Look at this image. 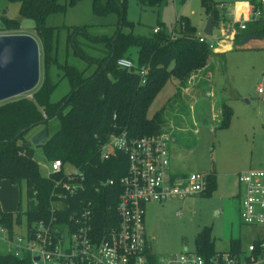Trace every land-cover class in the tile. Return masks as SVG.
I'll return each instance as SVG.
<instances>
[{"label": "trees", "instance_id": "16d2710c", "mask_svg": "<svg viewBox=\"0 0 264 264\" xmlns=\"http://www.w3.org/2000/svg\"><path fill=\"white\" fill-rule=\"evenodd\" d=\"M8 1L20 4L19 15L22 18L35 20V32L41 44L44 67L57 64L58 28L47 27L45 18L52 13H65L80 0ZM137 2L143 7H158L163 0ZM205 7L214 24H217L220 11L213 7V1ZM93 12L97 16L113 12L118 16V23L111 36L93 37L103 46V57L95 62H90L89 55L77 41L79 35L87 37L89 27H71L74 34H68L67 45L72 47L73 55L86 63V68L81 71L68 63L59 65L61 80H68L71 90L64 99L52 101L55 88L51 86L49 77L44 76L33 97L22 96L0 104V182L10 180L16 185L25 184L27 211L24 215L28 221L27 229L48 216L54 191L53 180L41 174L38 162L34 159L33 148L25 146L31 139L29 133L32 130L38 129L39 133L46 127L49 133L50 121H59V128L51 135L48 134V140L42 148L50 158L49 162L60 160L64 168H75L84 175L83 183L87 189L85 195L95 204V224L99 230H104L112 221L117 222L115 211L121 192L118 181L126 172L127 160L123 154L101 160L100 145L112 134L124 131L135 138L164 134L163 127L168 123L166 107L151 118L148 117V111L170 81L174 80L184 90L192 87L197 96L203 94L204 98L212 97L209 91L211 68L215 57L221 55L212 53L207 46L198 42L195 29L188 20L180 18L179 36L171 39L161 29L156 34L134 35V25L125 20L126 0H109L107 3L93 0ZM2 19L5 28L0 27V32L21 25L19 20ZM177 25L176 21L174 31ZM126 29L131 31L127 33ZM248 35L264 38V24L251 25L243 35L237 37L235 45ZM132 48L137 52V61L134 62L136 67L131 70L118 67L119 59L132 60L129 54ZM91 64L95 65L87 75ZM141 69L147 70L144 82L140 76ZM177 100L183 101L179 91L171 97L170 102ZM221 108L219 128H226L233 112L227 104L222 103ZM169 139L171 147L178 141L173 135ZM207 174L209 190L203 196H210L216 187L215 171ZM67 201L73 202L74 199ZM0 224L13 237L16 227L22 224V213H6L0 209ZM209 230L204 228L199 234L197 246V253L205 259L206 264H210L213 257L220 253L214 249V240L210 238ZM239 248V242L231 241V251H241ZM153 259L155 262V257ZM0 264L32 263L27 256L16 258L0 255Z\"/></svg>", "mask_w": 264, "mask_h": 264}, {"label": "rangeland", "instance_id": "374dc122", "mask_svg": "<svg viewBox=\"0 0 264 264\" xmlns=\"http://www.w3.org/2000/svg\"><path fill=\"white\" fill-rule=\"evenodd\" d=\"M100 1L107 3L109 0ZM214 1L213 7L218 9L230 4L244 8L246 3L251 2V0ZM19 10L20 4L0 0V27L5 28L3 17L8 20H19L21 24L19 27H8L2 33L30 35L38 40L35 20L22 18ZM177 17L188 20L197 37L204 35L207 14L202 0H163L158 7H143L137 0H126L125 20L134 25L132 31L134 35L147 36L156 28L172 35ZM117 23L118 16L113 12L103 16L95 15L93 0H80L65 13H52L45 18L47 27L58 28L57 64L52 63L49 64V68L44 67L39 43L40 85L44 76L49 77L51 86L55 88L52 101L64 99L71 91L68 80H61L59 65L68 63L81 71L86 68V63L73 55L72 47L67 45L68 34H74L71 27H89L87 37H83L84 34L79 35L77 41L89 55L90 62H95L103 57L101 52L103 46L94 38L101 35L111 36ZM176 27V31H179L180 26ZM125 31L128 33L131 30ZM136 53L135 48L129 53L135 63ZM215 58L209 85L211 98H204L203 94L197 96L192 87L181 89L173 80L174 82L170 81L165 85L148 111V117L151 118L166 107L165 117L168 123L163 127V132L169 136H176L178 140L171 147L172 171L207 174L214 170L216 173V187L210 196H192L164 204L146 205L147 237L153 254L157 256L179 254L185 250L198 252V238L204 228L210 229V238L214 240L216 252L229 251L230 239H240L242 250L248 251L250 244L257 239L258 233L264 231L262 227L241 225L237 198L240 190L238 175L249 170H264V92L258 93L260 87L264 91V38L261 41H250L245 45L240 42ZM91 65L87 75L91 73L95 64ZM39 87L25 96L33 97ZM178 91L182 94L183 101L170 102L171 97ZM222 103L227 104L233 112L226 128H219ZM58 128L57 119L50 121L48 134L51 135ZM32 132L33 130L29 136ZM32 148L34 159L38 162L41 174L45 176L44 167L49 166L50 158L46 156L42 147ZM67 170L73 171L71 167ZM16 186L19 188V185ZM19 189L21 192L16 212H6L22 213V224L15 229L17 235L24 233L28 222L24 215L27 211L25 184ZM6 245L7 243L0 239V255H7L4 251Z\"/></svg>", "mask_w": 264, "mask_h": 264}, {"label": "built area", "instance_id": "2783aa9c", "mask_svg": "<svg viewBox=\"0 0 264 264\" xmlns=\"http://www.w3.org/2000/svg\"><path fill=\"white\" fill-rule=\"evenodd\" d=\"M218 10L219 21L212 35L197 38L212 53L219 52L221 45H233L251 25L264 24V0L250 2L247 8L234 5L233 9ZM180 18H176L178 25ZM159 31L156 28L153 33ZM170 36L176 39L179 31ZM117 66L131 70L136 64L121 58ZM146 74V69L140 70L143 82ZM263 92L260 87L258 93ZM99 154L103 161L117 154L126 156L127 169L118 181L121 192L115 211L117 222L108 221L110 226L99 230L95 204L85 195L84 175L75 168L68 171L60 160H54L44 167V177L54 184L48 216L13 237L0 224L1 239L8 244L7 255L27 256L32 264H206L199 253L188 250L167 256L153 254L145 208L148 203L164 204L205 195L209 190L208 174L172 171L170 139L165 134L140 138L131 137L126 131L112 134L100 145ZM238 184L242 223L264 228V170L240 173ZM210 264H264V237L254 241L248 251L220 252Z\"/></svg>", "mask_w": 264, "mask_h": 264}, {"label": "water", "instance_id": "95a60500", "mask_svg": "<svg viewBox=\"0 0 264 264\" xmlns=\"http://www.w3.org/2000/svg\"><path fill=\"white\" fill-rule=\"evenodd\" d=\"M212 29L213 18L209 15L203 33L210 36ZM253 40L261 41L263 37L248 35L241 40V44ZM40 58V44L35 37L24 34L0 35V104L30 94L39 87ZM47 140L48 129L44 127L25 146L41 148Z\"/></svg>", "mask_w": 264, "mask_h": 264}, {"label": "crops", "instance_id": "0c3cea01", "mask_svg": "<svg viewBox=\"0 0 264 264\" xmlns=\"http://www.w3.org/2000/svg\"><path fill=\"white\" fill-rule=\"evenodd\" d=\"M202 1L204 2V7L205 6H209V3H211V1L215 2L214 0H202ZM251 2H252V0H251ZM247 4L248 3H246L245 8H247ZM226 7H230V9H233L234 4L233 5L230 4V5L226 6ZM205 9H206V7H205ZM206 14H207V19H208L209 14L207 13V10H206ZM213 27H214V29L216 28V24H214V21H213ZM225 46L226 45H224V46L221 45V48L219 49V52H217L218 55H223L225 50H228L230 48H234L235 43L233 45L230 44V45H227L226 47ZM37 130L38 129H34L33 130L32 134H31V137L38 133ZM19 188H21V185H19ZM19 188L16 185L12 184L8 180H2L0 182V209L2 211H4V212H16L17 205H18V200H19V194L21 192V190ZM239 196H240V190H239V194H238L237 198L239 199V219H240L241 225L243 226L244 224L242 223L241 218H240V207H241V205H240V197ZM262 229L264 230L263 227H262ZM260 237H264V231H261L260 233H258L257 239H259ZM1 240H3V239H1ZM231 241L239 242V244H240V248L239 249L241 251H244L241 248V240L240 239H238V240L230 239V244H231ZM252 243L250 244V246L252 245ZM7 245L4 246L5 247L4 251H5L6 254H7V250H8ZM229 251H231V250L229 249ZM229 251H227V252H229ZM221 253H222V251H221Z\"/></svg>", "mask_w": 264, "mask_h": 264}]
</instances>
